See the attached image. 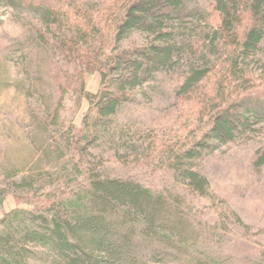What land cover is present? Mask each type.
I'll use <instances>...</instances> for the list:
<instances>
[{"label": "rangeland", "instance_id": "obj_1", "mask_svg": "<svg viewBox=\"0 0 264 264\" xmlns=\"http://www.w3.org/2000/svg\"><path fill=\"white\" fill-rule=\"evenodd\" d=\"M44 1L0 0V228L15 226V211L38 212L81 193L95 177L131 179L153 192L179 196L198 236L185 251L191 257L209 264H264V162L259 163L264 127L190 162L210 185L209 196L199 195L166 155L193 147L210 125V116L196 111L190 96L176 97L191 58L131 91L116 114L96 119L86 98L54 86L53 72L70 63L52 50L50 34L46 42L36 39L34 31L41 27L35 4ZM50 1L69 8L80 2L96 10L106 0ZM188 6L185 33L200 43V55L207 21L217 24V13L213 0H189ZM144 42L146 36L135 32L122 46ZM262 55L261 62L253 61L246 96H264V50ZM216 56L208 58L214 62ZM84 82L94 94L102 87L99 73H85Z\"/></svg>", "mask_w": 264, "mask_h": 264}, {"label": "trees", "instance_id": "obj_2", "mask_svg": "<svg viewBox=\"0 0 264 264\" xmlns=\"http://www.w3.org/2000/svg\"><path fill=\"white\" fill-rule=\"evenodd\" d=\"M188 1L106 0L95 10L80 2L69 8L45 0L35 4L45 31L34 33L39 42L50 34L52 50L70 63L53 72L54 86L86 98L89 112L99 120L116 114L129 93L155 74L191 58L176 97L190 96L197 102L193 108L210 116V125L193 147L166 155L193 191L209 196L208 180L190 162L264 127V96L245 94L255 73L253 61L263 57L264 0H213L218 22L207 21V44L200 55V43L185 33ZM135 32L144 34L146 42L123 47ZM213 53L217 56L211 62ZM85 73L100 74L98 93L85 90ZM19 183L28 186L25 179ZM178 197L131 179L95 177L84 191L57 204L38 212L15 211V226L0 228V264H209L185 253L198 236Z\"/></svg>", "mask_w": 264, "mask_h": 264}]
</instances>
